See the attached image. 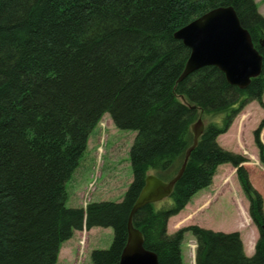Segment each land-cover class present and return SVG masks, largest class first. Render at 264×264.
<instances>
[{
	"label": "trees",
	"instance_id": "trees-1",
	"mask_svg": "<svg viewBox=\"0 0 264 264\" xmlns=\"http://www.w3.org/2000/svg\"><path fill=\"white\" fill-rule=\"evenodd\" d=\"M219 7L234 10L262 57L260 76L244 91L213 67L178 82L190 51L174 33ZM263 94L264 17L253 0H0V264H56L74 232L93 228L111 229L113 239L90 253L91 264H118L148 173L173 179L192 144L191 126L212 116H221L220 125H205L167 206L142 207L132 227L158 264H184L187 232L195 264H264L262 198L242 167L246 159L217 144L249 101L264 109ZM106 114L115 128L136 132L132 181L120 203L69 209L65 185ZM263 125L253 132L262 162ZM222 165L235 169L258 232L251 257L238 233L166 231Z\"/></svg>",
	"mask_w": 264,
	"mask_h": 264
},
{
	"label": "rangeland",
	"instance_id": "rangeland-1",
	"mask_svg": "<svg viewBox=\"0 0 264 264\" xmlns=\"http://www.w3.org/2000/svg\"><path fill=\"white\" fill-rule=\"evenodd\" d=\"M256 9L258 12L257 5ZM259 12L264 13V6L260 5ZM260 13L258 14L262 16ZM262 103L264 104V94ZM220 118L221 116L202 117V123L220 125ZM263 120L264 109L256 101H249L234 117L227 132L217 138V144L246 159L247 162L242 167L251 187L261 196L264 211V162L253 140V132ZM135 136L136 132L115 128L108 116L101 119L88 137L78 168L66 183L67 208H84L90 202L122 201L132 181L129 150ZM259 141L264 146V125ZM148 174L153 175L152 172ZM166 203H169L168 198L153 205L159 208L161 205L167 206ZM248 206L235 169L222 165L217 169L211 186L194 195L181 213L168 220L166 231L172 235L182 228L197 226L213 232L238 233L245 252L252 253L258 232L248 214ZM112 239L111 229L94 228L89 236V249L85 252L86 238L83 235L78 240V264H91L90 253L93 250L109 249ZM195 249V239L191 233H185L181 244L184 264H194ZM74 253L69 261L63 253L58 254L56 264H73Z\"/></svg>",
	"mask_w": 264,
	"mask_h": 264
},
{
	"label": "water",
	"instance_id": "water-1",
	"mask_svg": "<svg viewBox=\"0 0 264 264\" xmlns=\"http://www.w3.org/2000/svg\"><path fill=\"white\" fill-rule=\"evenodd\" d=\"M173 37L190 51L178 82L202 68L213 67L223 74L229 86L244 91L251 80L261 74L262 57L231 7L208 11L176 31ZM203 130L201 120L191 126L192 145L185 152L182 165L172 180L163 182L152 175L145 179V185L128 216L127 242L118 264H158L155 254L143 248L142 236L132 227V218L142 207L160 202L171 195Z\"/></svg>",
	"mask_w": 264,
	"mask_h": 264
},
{
	"label": "crops",
	"instance_id": "crops-1",
	"mask_svg": "<svg viewBox=\"0 0 264 264\" xmlns=\"http://www.w3.org/2000/svg\"><path fill=\"white\" fill-rule=\"evenodd\" d=\"M258 1L260 3H258ZM258 1L255 0V3H256L257 8H258V13H260L259 12V8H260V5L264 6V0H258ZM260 14L262 16H264V13H260ZM93 231H94V229H91L90 231L83 230V231L75 232L74 235H73V237L69 241H67L64 244H62L63 246L61 245L59 254L60 253H63L64 255H66L67 260L69 261V260H71V256H72L73 252H75L74 253V260L75 261H73V264H76V262L78 261L77 255H78V250H79V246H78V240H79V238H81L83 235H85L86 245H85L84 251L86 252V250L89 249V236H90V234ZM256 238H255V240H256ZM251 249H252V247H251ZM244 252H245V250H244ZM245 254H246V256H248L249 254H252V253H249L248 252V254H247L245 252ZM76 257H77V259H76Z\"/></svg>",
	"mask_w": 264,
	"mask_h": 264
}]
</instances>
